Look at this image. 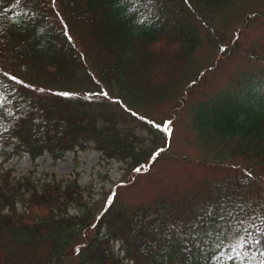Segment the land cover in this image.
I'll return each instance as SVG.
<instances>
[{
	"label": "trees",
	"instance_id": "trees-1",
	"mask_svg": "<svg viewBox=\"0 0 264 264\" xmlns=\"http://www.w3.org/2000/svg\"><path fill=\"white\" fill-rule=\"evenodd\" d=\"M256 25L264 39V0H0L3 161L91 149L119 172L94 192L1 170L0 264H264ZM173 160L208 176L121 194Z\"/></svg>",
	"mask_w": 264,
	"mask_h": 264
},
{
	"label": "rangeland",
	"instance_id": "rangeland-1",
	"mask_svg": "<svg viewBox=\"0 0 264 264\" xmlns=\"http://www.w3.org/2000/svg\"><path fill=\"white\" fill-rule=\"evenodd\" d=\"M258 30L261 32L259 27L253 26L252 30L247 33L246 41L249 42L248 46L245 48H250L253 45L259 47L260 52H264V39H261ZM229 75V70L222 72L221 75L215 80L212 90H215L221 87ZM4 100V95L0 92V103ZM159 110L169 109L168 104H160L157 107ZM4 156L0 153V171L6 169H12L13 174L20 177L23 174L35 170V176H41L44 173H55L57 177L68 176L73 172L79 173V180L81 183L91 182L94 185V192H97L100 185L102 184V178L99 176L107 174L114 179H118V165L112 163L110 165H103V161L99 160V153L94 150H87L84 152H77L76 154L72 152L66 153V155L54 162L49 155H43L37 158L35 161H30L28 155L24 154L22 156H14L9 160H4ZM183 163H176L173 161L167 162L163 168L160 170L154 169L153 176L148 179H153L156 177L154 182L155 186L148 187L145 186L149 183L148 179L142 178L141 182L137 184L136 187L129 189L128 192H122L124 198L132 203L148 202L150 198L154 195L155 190H161L165 193H169L174 186V182H180L183 186H179L178 192L180 190H185L186 186L190 185L195 178L198 177V180H203L207 177V172H204L202 168L196 165H181ZM198 167V168H196ZM146 171V168L141 172ZM111 186H106V189L109 190ZM174 191V188H172ZM163 193V194H164Z\"/></svg>",
	"mask_w": 264,
	"mask_h": 264
},
{
	"label": "snow or ice",
	"instance_id": "snow-or-ice-1",
	"mask_svg": "<svg viewBox=\"0 0 264 264\" xmlns=\"http://www.w3.org/2000/svg\"><path fill=\"white\" fill-rule=\"evenodd\" d=\"M139 170V169H138Z\"/></svg>",
	"mask_w": 264,
	"mask_h": 264
}]
</instances>
